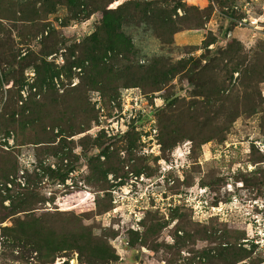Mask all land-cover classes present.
Instances as JSON below:
<instances>
[{"label": "rangeland", "instance_id": "374dc122", "mask_svg": "<svg viewBox=\"0 0 264 264\" xmlns=\"http://www.w3.org/2000/svg\"><path fill=\"white\" fill-rule=\"evenodd\" d=\"M69 1L0 0L14 54L0 52V264H264V0ZM151 1L177 32L144 15ZM125 3L118 56L172 65L157 88L79 63L103 10ZM122 90L152 107L123 112Z\"/></svg>", "mask_w": 264, "mask_h": 264}, {"label": "trees", "instance_id": "16d2710c", "mask_svg": "<svg viewBox=\"0 0 264 264\" xmlns=\"http://www.w3.org/2000/svg\"><path fill=\"white\" fill-rule=\"evenodd\" d=\"M42 1V0H41ZM69 2L73 3L72 5H75L76 7H79L80 5H84L86 3L83 2V0H70ZM134 4L135 3H131ZM129 3L121 4L117 6L114 9H104L103 10V16L101 20V26L103 28L104 37H99L98 34L93 33L90 35L85 42H83V60L79 63H82L84 61H88L89 66V73L93 76V79H99L106 71L109 73H112L116 77V79L121 78L124 79V83L126 86L133 85L135 83H140V81H147L148 85L152 88H157L162 83H165L168 79L169 75L173 73L174 67L172 65H166L159 61H151L149 64L145 66H139L138 64L131 63V60H129L126 56L121 55L120 58L118 54L120 55L121 51L126 50L127 47L131 46L129 40L123 36L120 32L121 24L123 21V18L128 15V6H131ZM92 5L89 3V6ZM139 6L142 7V11L144 15L148 14L150 17H155L158 24L168 33H174L177 32V25L175 22H173L169 18V14L171 13V9L167 8L166 6H159L157 2H142L138 3ZM180 5V2H179ZM87 10L88 4L84 6ZM177 6H173V10H176ZM91 9H93L91 7ZM172 10V11H173ZM87 10L86 12H88ZM148 16V17H149ZM32 19V18H31ZM30 19V20H31ZM0 32H3L4 37H8L7 33H5L3 30H0ZM1 35V34H0ZM9 38V37H8ZM117 41H121L119 45H122L124 49H121L118 47ZM92 43V45H89ZM109 50H117L116 53H114L113 56V66L105 63V56L107 51ZM6 51L7 54L10 56V59L7 61L9 64L13 63L14 54L12 52V48L10 46V43H6L5 39L0 38V52ZM125 52V51H124ZM24 62L23 64H20L19 67L22 68V66L28 65L27 59L24 58L21 60ZM32 67H35V69L40 68V64L35 62H32ZM78 63V62H76ZM83 64V63H82ZM87 66V67H88ZM95 79V80H96ZM95 80H92L93 82H97ZM15 105V104H14ZM17 105V104H16ZM19 113L21 115V118L23 117V108L19 107ZM15 110L11 111V116L15 114ZM27 117V116H26ZM43 118V117H42ZM41 115L38 117V120H41ZM13 119V118H12ZM20 120V119H19ZM82 123H79L78 126L76 124H73L72 126L69 125L68 127H59L57 130V134L52 135V131H46L45 127L42 128L41 133L38 134V137L34 139L33 143L36 144H46L44 146H49V144L53 143L55 141V138L57 135H61L62 139L61 141L66 140V136H71L75 133L81 132L83 129L80 128V125ZM21 130H25L24 124L20 125ZM11 129H4L3 133L6 136L10 135ZM1 133V130H0ZM66 133V135L64 134ZM50 148V147H48ZM60 179L63 181L65 178V172H62L59 174ZM29 190V189H27ZM26 190V191H27ZM32 190L28 192H19V211H25L32 209V205L35 203V195L31 193Z\"/></svg>", "mask_w": 264, "mask_h": 264}, {"label": "built area", "instance_id": "2783aa9c", "mask_svg": "<svg viewBox=\"0 0 264 264\" xmlns=\"http://www.w3.org/2000/svg\"><path fill=\"white\" fill-rule=\"evenodd\" d=\"M120 99H122V105H123V112L128 110L129 112H132V117L136 115H145L147 111L152 107V104L149 103L146 98L142 94L137 93H124V90H122ZM158 101H160L157 98H154V105L156 106L158 104ZM117 125H119V128L122 130V119L120 121H116L115 123L110 126V129H114L117 131ZM106 132H109L108 129H106ZM208 204L204 203L203 208H207ZM214 208V206L210 205V209Z\"/></svg>", "mask_w": 264, "mask_h": 264}]
</instances>
